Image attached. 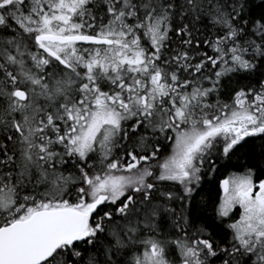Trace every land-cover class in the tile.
Returning a JSON list of instances; mask_svg holds the SVG:
<instances>
[{
	"label": "snow or ice",
	"instance_id": "obj_1",
	"mask_svg": "<svg viewBox=\"0 0 264 264\" xmlns=\"http://www.w3.org/2000/svg\"><path fill=\"white\" fill-rule=\"evenodd\" d=\"M0 264H264V0H0Z\"/></svg>",
	"mask_w": 264,
	"mask_h": 264
}]
</instances>
